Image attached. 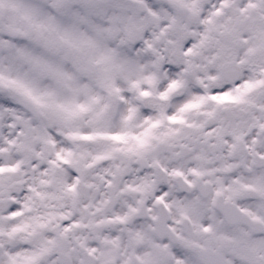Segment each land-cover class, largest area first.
Listing matches in <instances>:
<instances>
[{"label":"snow or ice","instance_id":"6c2138e0","mask_svg":"<svg viewBox=\"0 0 264 264\" xmlns=\"http://www.w3.org/2000/svg\"><path fill=\"white\" fill-rule=\"evenodd\" d=\"M0 264H264V0H0Z\"/></svg>","mask_w":264,"mask_h":264}]
</instances>
